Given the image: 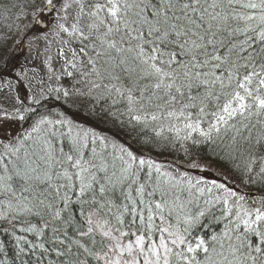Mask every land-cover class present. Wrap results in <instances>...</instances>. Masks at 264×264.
I'll list each match as a JSON object with an SVG mask.
<instances>
[{"label": "snow or ice", "instance_id": "obj_1", "mask_svg": "<svg viewBox=\"0 0 264 264\" xmlns=\"http://www.w3.org/2000/svg\"><path fill=\"white\" fill-rule=\"evenodd\" d=\"M0 264H264V0H0Z\"/></svg>", "mask_w": 264, "mask_h": 264}, {"label": "rangeland", "instance_id": "obj_2", "mask_svg": "<svg viewBox=\"0 0 264 264\" xmlns=\"http://www.w3.org/2000/svg\"><path fill=\"white\" fill-rule=\"evenodd\" d=\"M79 118H81V119H85L86 117L81 116V117H79Z\"/></svg>", "mask_w": 264, "mask_h": 264}]
</instances>
